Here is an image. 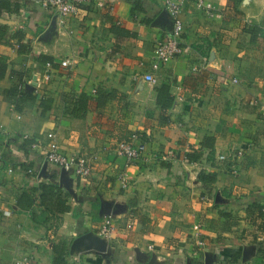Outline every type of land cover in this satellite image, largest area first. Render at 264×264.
<instances>
[{
	"label": "crops",
	"instance_id": "1",
	"mask_svg": "<svg viewBox=\"0 0 264 264\" xmlns=\"http://www.w3.org/2000/svg\"><path fill=\"white\" fill-rule=\"evenodd\" d=\"M10 1L16 9L0 23L10 34L24 33L31 54L20 56L5 43L0 55L8 57V71L28 72L23 89L51 100V108L44 117L38 101L14 111L3 94L14 85L8 75L0 80L6 132L0 136V264H54L50 247L59 243L67 244V264H205L206 255L210 264H264V237L252 242L245 214L253 203L264 207V0H208L212 17L184 6L182 54L154 71L155 87L168 86L173 97L167 124L158 120L155 87L142 80L152 72L156 41L172 30L168 14L154 25L166 12L159 0H92L66 19L33 0ZM246 25L262 32L253 43ZM39 55L56 68L38 62ZM98 90L125 95L127 107L117 99L98 105ZM79 94L89 100L78 101ZM49 133L64 153L87 155L92 171L84 180L68 176L62 189L69 213L39 222L17 201L40 183L60 186L59 170L39 149ZM133 137L145 152L128 162L115 146ZM23 139L36 143L27 154L12 142ZM194 150L201 158L187 163ZM200 172L215 182H199ZM122 173L126 189L117 182ZM33 201L38 217L35 195ZM106 213L113 216L107 257L84 247L71 253L78 232L97 236ZM195 226L203 247L193 238Z\"/></svg>",
	"mask_w": 264,
	"mask_h": 264
},
{
	"label": "trees",
	"instance_id": "2",
	"mask_svg": "<svg viewBox=\"0 0 264 264\" xmlns=\"http://www.w3.org/2000/svg\"><path fill=\"white\" fill-rule=\"evenodd\" d=\"M13 9H16V5H12L10 0H0V19L4 18V15L6 14H11L13 12ZM244 28V32L250 34L251 36V43H253L254 40L257 39L262 33L260 28L255 26L246 25ZM5 43L12 46L16 50L17 54L20 56H27L31 54L30 44L27 41L24 33L16 31L10 34L9 27L0 23V46ZM37 61L42 64H49L50 66H52V68H56V65L53 63V60L49 57L39 55ZM8 62V57L0 55V80H3L5 76L8 75L9 81L14 85L10 89L5 90L3 94L5 100L13 106L14 111L20 113L22 112L25 103L35 104L38 101V97L36 95L26 92L23 89L22 83L24 79H30V76L26 74L28 72L15 70L8 71ZM154 92L155 106L156 109L159 111L158 120L161 124H167L168 118L166 116V113L172 108L173 105V97L170 93V88L168 86L161 85L155 87ZM76 97L77 100L81 102L89 100V97L85 94H79L76 95ZM95 99L98 105H104L108 100L113 101L117 99L119 103L124 104V108L127 107L126 97L121 93H107L98 90L96 91ZM38 102V108L41 110V116L44 117L45 114L51 108V100L41 99ZM76 106H78V104ZM204 142L211 143L213 142V139L207 138L204 140ZM34 144L35 141H33L32 139H23L20 148L25 154H27V152L32 148ZM209 154H213V149L210 151ZM185 158L187 163H196L201 158V154L194 150L191 151V153H187L185 155ZM29 170L30 169L24 168L23 172L29 174ZM198 179L199 182L203 184H210L215 182L214 175L210 176L208 174H205L204 172H200ZM65 192L66 191H64L61 187L55 184L40 183L36 187L25 189L19 196L17 206L21 210H26L30 212V217L32 220L46 222L49 214L50 216H59L67 214L71 211V208L68 205L69 196ZM34 195L36 196L37 207L41 210L38 217H36L33 211L35 204V201H33ZM245 214L246 221L254 227V231L251 234L252 242L255 243V241H258L259 238L264 237V207L260 203H253L245 209ZM134 215L137 216L138 221L141 224H145L148 222L139 214L135 213ZM79 218H81V215L77 212V225L80 224L78 220ZM78 234L81 235L82 232H78ZM50 248L54 255V264H67L65 260L68 254V247L66 243L52 245ZM260 252L264 254V252ZM232 260L234 262H238V258L236 256Z\"/></svg>",
	"mask_w": 264,
	"mask_h": 264
},
{
	"label": "built area",
	"instance_id": "3",
	"mask_svg": "<svg viewBox=\"0 0 264 264\" xmlns=\"http://www.w3.org/2000/svg\"><path fill=\"white\" fill-rule=\"evenodd\" d=\"M92 0H33V3L44 11L53 12L59 18H74L77 17L81 8L90 3ZM166 13L172 21V30L169 34L156 41L152 52V72H147L142 75V80L147 83L149 87L154 88L157 83V77L154 71L170 61H174L182 54L180 40L184 32V25L180 18L182 9L188 3L194 4L196 9L205 16L212 17L214 6L208 0H159ZM238 81L233 80L236 84ZM6 132L0 127V136L5 135ZM47 142L44 145H39V149L43 154L45 161L56 167L59 172L64 171L72 178L86 179L91 175L92 165L87 155H71L64 153L52 133L47 136ZM36 144V143H35ZM34 144V145H35ZM32 146V148L34 147ZM145 152V144L138 138L133 137L126 141H121L115 146V153L118 156L125 158L128 162H135L140 160ZM169 158L174 159L175 153H168ZM9 173L12 171L9 170ZM31 170L28 171L31 174ZM121 189H126L128 186V179L126 174H119L117 177ZM113 216L111 213H106L102 217V221L97 233L101 239L108 241L111 237L113 227ZM198 226L193 227L194 236L198 247H203L204 242L200 238Z\"/></svg>",
	"mask_w": 264,
	"mask_h": 264
},
{
	"label": "water",
	"instance_id": "4",
	"mask_svg": "<svg viewBox=\"0 0 264 264\" xmlns=\"http://www.w3.org/2000/svg\"><path fill=\"white\" fill-rule=\"evenodd\" d=\"M167 13L163 12L155 21L154 25L156 24H163V19H166ZM1 23L5 24V21H1ZM35 85V83H33ZM60 177V186L61 188H68L69 184V177L63 170L59 172ZM107 241L104 239H101L100 237L93 235L91 232H87L85 234H82L78 237H76L70 247V252L73 253L76 250H79L80 248L84 247L86 250H94L96 253H98L101 257L106 258L107 257ZM247 251H244V257L243 259H247ZM205 264H210L212 261L210 260L209 256H205ZM149 264H152V260ZM188 264V263H187Z\"/></svg>",
	"mask_w": 264,
	"mask_h": 264
},
{
	"label": "rangeland",
	"instance_id": "5",
	"mask_svg": "<svg viewBox=\"0 0 264 264\" xmlns=\"http://www.w3.org/2000/svg\"><path fill=\"white\" fill-rule=\"evenodd\" d=\"M12 142H15V143H17V150L16 151H19L18 149H19V147H20V141H18V140H16V141H12ZM11 144V142L9 143V145ZM15 151V150H14Z\"/></svg>",
	"mask_w": 264,
	"mask_h": 264
}]
</instances>
